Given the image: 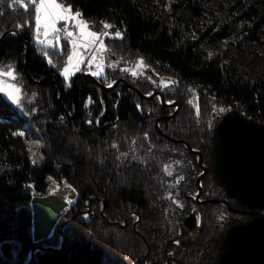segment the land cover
<instances>
[{
    "label": "trees",
    "instance_id": "trees-1",
    "mask_svg": "<svg viewBox=\"0 0 264 264\" xmlns=\"http://www.w3.org/2000/svg\"><path fill=\"white\" fill-rule=\"evenodd\" d=\"M58 2L70 6L72 12H81L87 24L113 20L119 25L120 36L108 33L95 47L100 48L102 41L103 47L115 55L110 56L113 65L105 66V75L99 76L104 84L125 77L142 92L158 89L166 100H178L181 106L175 115L167 117L177 105L163 104L159 95L143 97L124 82L106 90L80 75L73 85L75 72L67 76L61 72L73 51L70 39L61 36L54 44L41 43L32 8L26 11L12 0H0V71H14L21 101L17 104L0 92V161L11 165L0 168V264H132L134 257L142 263L148 248L155 256L165 255V260L168 251L176 248L177 223L153 221L154 211L145 212L146 231L136 222L137 215L129 213L135 204L145 205L150 193L158 201H170L177 200L178 191L183 193L185 188L181 186L191 187L195 194L199 189L198 154L185 142L171 140L163 132L189 141L202 152L203 163L210 164L212 134L225 102L233 107L241 105L251 116L259 114L264 120V74L253 76L231 52L233 47L247 49L250 45L256 57L264 61V0H158L154 9L139 0ZM184 13L204 20L193 24ZM8 29H17L20 35L9 31L2 38ZM221 41L229 42L227 53L213 50ZM120 51L142 59L146 70L133 75L134 63L124 68L121 59L125 58ZM93 69L94 64L89 65L87 60L83 70ZM3 77L0 75V81ZM163 80H169L167 86L160 83ZM198 84L199 93L194 87ZM103 110L106 114L97 121ZM159 116L161 130L155 124ZM127 124H132L131 128ZM135 124L154 127L155 132L148 135L157 142L153 146L146 142L145 149L135 150L134 141H126L129 132L132 129L134 138L146 136L140 133L148 130L138 129ZM21 130L29 135L26 141ZM37 136L44 141L41 149L45 160L34 167L28 140ZM121 143L132 147L125 155ZM150 147L156 155L153 172L135 173L143 163L134 160L135 156L142 152L149 155ZM184 153L188 161L182 179L176 170L183 168L177 159ZM95 154H110L105 163L112 169H127L128 174H89L90 155ZM166 165L171 166V176L165 171ZM48 174L60 183L65 178L78 196L62 210L51 233L35 240L31 198L50 192ZM201 183L204 195H225L211 171ZM93 190L97 197L106 198L109 206L100 209L99 204L98 213L103 219L97 222L88 211ZM232 201L238 202L235 198ZM132 233L141 234L142 246Z\"/></svg>",
    "mask_w": 264,
    "mask_h": 264
},
{
    "label": "water",
    "instance_id": "water-1",
    "mask_svg": "<svg viewBox=\"0 0 264 264\" xmlns=\"http://www.w3.org/2000/svg\"><path fill=\"white\" fill-rule=\"evenodd\" d=\"M9 31L20 35L17 29H8L2 34V38ZM81 74L91 78L106 90L112 89L118 82H124L143 97L153 98L159 95L163 104L177 105L173 112L166 115L167 117L175 115L181 106L178 100H166L164 94L158 89L148 93L142 92L125 77H119L111 84H104L100 77L90 71L79 72L73 78V85ZM53 76L58 80L56 73H53ZM58 84L61 98L62 89L59 81ZM160 119L161 116L155 119V124L159 129ZM163 133L174 141L185 142L192 152L198 154V162L202 170L196 179L199 188L195 194L197 200L220 201L236 211L249 214L247 219L227 228L212 264H264V123L247 116L238 108H231L220 116L212 134L211 169L213 175L228 197L235 198L239 205L246 206V208L231 206L229 199L225 197L200 199L203 191L201 180L209 169V166L203 163L202 152L192 147L185 139ZM72 190L74 193L72 201H68L52 190L47 194L32 196L35 240L47 237L62 216V210L68 208L76 200L78 194L74 189ZM32 256L33 254L30 259Z\"/></svg>",
    "mask_w": 264,
    "mask_h": 264
},
{
    "label": "flooded vegetation",
    "instance_id": "flooded-vegetation-1",
    "mask_svg": "<svg viewBox=\"0 0 264 264\" xmlns=\"http://www.w3.org/2000/svg\"><path fill=\"white\" fill-rule=\"evenodd\" d=\"M105 110V109H104ZM100 112V114L97 117V121H100L102 119L103 115L106 114V112ZM84 115V113H83ZM84 117H87V114L84 115ZM129 128H131L132 124H127ZM138 129L147 128L144 127L146 124H135ZM134 125V126H135ZM148 125V124H147ZM148 129V128H147ZM155 132L154 127H150L148 130L144 129L143 133H140L141 135L147 134V136L152 135L151 133ZM129 136L126 139H130L131 141H134V149L135 150H141L145 149L144 145L146 142H150L152 146L157 142V139L152 138L149 136H140L137 135L134 138L131 137L132 129L129 132ZM149 134V135H148ZM175 137V136H174ZM179 137V136H176ZM184 139V138H182ZM172 140V139H171ZM122 144L123 152L122 155H125L126 150H130L132 147H128L127 144ZM142 145V146H140ZM137 148V149H136ZM150 153L149 155L145 154V152H142L141 154L135 156L134 160H138L139 162H143L142 168L133 170L135 173H145L150 174L153 172V165L156 164V155L153 151V147H150ZM169 149L171 150V146H169ZM125 152V153H124ZM129 154V153H127ZM106 158H111L110 154H95L90 155V161H89V174H116L118 176H122L125 174H128L129 170L127 169H112L110 168L108 163H105ZM169 160V159H166ZM177 161L181 164L183 168H180L176 170L177 176L182 177L185 176V173L187 172L185 169H187V163L188 161V155L186 153L182 154ZM157 165V164H156ZM209 166V169L206 174H208L209 171H212L211 169V162L210 164H207ZM152 166V169L151 167ZM149 167V168H146ZM161 170V169H160ZM202 170V168H201ZM152 171V172H151ZM164 172L163 170H161ZM95 180L91 181V185L94 186ZM182 185V184H181ZM163 185H161V188ZM182 188H185L183 193L181 191H178L176 193L177 200H156L155 197L150 193L149 200H146L145 205H137L135 204V208L132 210L131 213H129L130 216L137 215L136 222L141 224V227L147 231V228L144 226L145 223L143 221L146 220V215L148 213H151L154 211L155 216H153V221H159V222H165V223H177L175 230H176V236H175V242L176 248L168 251V256L164 260L165 255H159L155 256L153 254V251L148 248L146 251L145 257L143 258L142 263L139 262V259L137 257L132 258V264H212L214 259L216 258L219 243L222 240L227 228L235 224L239 221L245 220L248 218L249 214L242 212V211H236L229 206H227L225 203L216 201V202H208V201H199L195 197V192H192L193 189L191 187L187 186H181ZM203 189V186H202ZM90 196V205H88V209H90L91 213V219L94 220V222L101 221L103 218L99 216L98 209L99 204H101L100 209H104L107 205L106 198L104 199L101 195V197H97V193L93 190L91 191ZM156 196V195H155ZM165 190H163L162 197L164 198ZM210 197H225L229 199L230 205L238 208H246V206L239 205L238 202H233L231 197H228L225 191V195H216V196H208L204 195L203 191L200 195V199L210 198ZM145 208V211H141L139 209ZM191 213V215H190ZM149 225V223H148ZM133 237H135L137 243L139 246L143 245V238L141 237L140 233H132ZM212 242L211 245H205L204 242ZM189 245H194L193 248L187 249ZM208 246V248H207ZM130 260V261H131ZM164 260V261H163Z\"/></svg>",
    "mask_w": 264,
    "mask_h": 264
},
{
    "label": "rangeland",
    "instance_id": "rangeland-1",
    "mask_svg": "<svg viewBox=\"0 0 264 264\" xmlns=\"http://www.w3.org/2000/svg\"><path fill=\"white\" fill-rule=\"evenodd\" d=\"M139 1H141V3L145 7L149 8V9L156 8V6L158 4V0H139ZM74 13L75 12H73V14ZM184 16L186 17L185 19L188 22H191V23L197 24V25H199L204 20V19H201V18H197V17H195V16H193L192 14H189V13H184ZM75 23H77V22L76 21H67V22L66 21H59L57 23V28L63 29L64 26H65V24H67L68 25V30L74 32V34H75L74 37L69 38V39H70L71 42H72V39H77V51L80 53L79 59L81 61H83V62L77 63L76 59H74L73 62H72V65H69L68 64V65L64 66L61 69V72L64 74L65 67H68V69H69L68 74H71L72 72H75V74H77L79 72H82V73L88 72L86 70H83V66L85 65L86 61L88 60V64L89 65L90 64H94V69L92 71L89 70L90 72H92L93 74L95 73L94 75H96L98 77L105 75L104 73L106 71V67L107 66L110 67V65H113L112 57L113 56L115 57V55H113V52H114L113 50L107 49V48L103 47L101 50L97 51L94 54V56L96 57V60L93 61L92 63H89V58L91 57V54H92L93 49H95V47L97 46L99 40L102 37H104L105 35H101L99 37V39L96 42V45H94L92 47H89L87 50H85V49H83V48L80 47L81 40L77 38L78 35H79V33H78V29L76 27H74V24ZM87 25H88L89 31H93V32H97V33L104 34V32L99 31L98 29H96V27L94 29V28L90 27L89 24H87ZM123 29L126 30L125 27H123ZM43 31H44L43 26H41V29H40L39 34L37 33L38 41H43L44 44H54L57 41L55 39V35L56 34H53L50 31L49 36L48 37H45L43 35ZM59 35H60V37L61 36H64V32L61 31L59 33ZM48 41H51V43H48ZM228 46H230L229 45V42H227V41H221V42H219V43H217V44L214 45L213 50H215V51H222V52H226L227 53L228 52L227 51V47ZM246 48L247 49H239V48L233 47L231 52L234 53L247 66V68L252 72V74H254L253 76H261V75H263L264 74V61L263 60H260L258 57H256L255 53L251 50V46L250 45H247ZM72 49H73V46H72ZM107 54H108V57H109L108 59H106L107 58ZM120 54L125 58V60L124 59H121V65H123L124 68H127L128 69V67L130 65H133V63H134V69H133V71H136L137 73H143L144 69L146 70V68L143 69L142 67L137 68V64L140 61V59L139 58L134 59L133 58V55L130 54V52L120 51ZM110 56H112V57H110ZM81 75H83V74H81ZM2 81L5 82V83H14V81L10 77H7V76H4ZM168 82H169V80H163L160 83L162 85H164V84H166ZM162 85H161V87H162ZM5 93H6V95L8 97H10L8 95V92L7 91H5ZM225 107L226 106H225V103H224L223 104V107H222L224 109V112L227 111V109H225ZM232 108H238L239 110L241 109L238 105H235L234 107L232 106ZM253 118H257V120H259L260 115L259 114H256V117H253ZM260 120H263V119L260 118ZM20 133L23 136H26L25 139H24L26 141V139L28 138L29 135L25 131H22V130L20 131ZM34 138L35 139L36 138L39 139L42 142V147H43V145H44L43 139L41 140L40 137L37 136V137H33L30 140H28V150L30 148V141L33 140ZM41 153H42V156H43L44 154L42 152V149H41ZM29 156H30L32 165H34L33 159H32V157L30 155V151H29ZM42 156H41V158H42ZM10 166L11 165L9 163L4 162V161H0V168H8ZM50 179H55L58 182V180L55 177H53V178L51 177ZM61 184L62 185H68V186L71 187V189H74L72 187V184L70 182H68L66 179L62 180ZM50 191H51V187H50ZM73 199H74V197H73Z\"/></svg>",
    "mask_w": 264,
    "mask_h": 264
},
{
    "label": "snow or ice",
    "instance_id": "snow-or-ice-1",
    "mask_svg": "<svg viewBox=\"0 0 264 264\" xmlns=\"http://www.w3.org/2000/svg\"><path fill=\"white\" fill-rule=\"evenodd\" d=\"M14 4H19L21 7L25 8L27 11L30 7L34 11V20L36 25V31L39 34L41 26H43V35L45 37H48L50 34V31L55 35V39L59 40L60 35L59 33L61 31L64 32V37L72 38L74 37V32L68 30V25L65 24L63 29L57 28V23L59 21H76L77 23L74 24V27L78 29V39L81 40L80 47L87 50L89 47L96 45L97 40L101 35H107L106 33L101 34L93 31H89L88 25L86 21H83L80 19L82 17V13L79 11H76L74 14L72 12L71 7H65L62 3L58 2V0H12ZM18 27H23V25H19ZM105 28H111L112 26L109 24H104ZM117 36H120V32H116ZM43 43V41H40ZM48 43H51V41H48ZM72 46L73 51L72 54L68 56V64L72 65V62L74 59H76L77 63L83 62L79 59L80 53L77 51V39H72ZM103 48V42L100 41V48H96V51H99ZM96 60V57L93 55L89 59V63H92ZM143 66V60L141 59L138 64L137 68H140ZM12 66H9V69H11ZM69 72L68 67H65L64 74L67 76ZM95 74V73H94ZM133 75H136V71L132 72ZM0 75H4L7 77H10L13 81H15L16 76L14 74L13 70H9L7 72L0 71ZM111 86V85H109ZM165 86H167L165 84ZM8 92V95L11 97V99L19 104L20 101V88L15 83H5L3 81H0V92ZM220 111H224V109H220ZM147 136V134H145ZM29 151H31V148H29ZM35 155V153H33ZM35 163V161H33ZM165 171L167 175L171 176V166L166 165ZM178 243V242H177Z\"/></svg>",
    "mask_w": 264,
    "mask_h": 264
},
{
    "label": "bare ground",
    "instance_id": "bare-ground-1",
    "mask_svg": "<svg viewBox=\"0 0 264 264\" xmlns=\"http://www.w3.org/2000/svg\"><path fill=\"white\" fill-rule=\"evenodd\" d=\"M238 106L241 108L240 111L242 113H244L242 110V106L241 105H238ZM259 120H260V118H259ZM41 147H42V144H41V141L39 139L34 138L33 140L30 141V148H31L30 155H31L33 161H35L34 164H38L42 159L41 158V156H42ZM33 153H35V155H33ZM51 185H52L51 190L53 192L58 193L59 195L66 198L68 201L73 200L74 193H73V190L71 189L70 186L62 185L59 181L57 182L55 179H51Z\"/></svg>",
    "mask_w": 264,
    "mask_h": 264
},
{
    "label": "built area",
    "instance_id": "built-area-1",
    "mask_svg": "<svg viewBox=\"0 0 264 264\" xmlns=\"http://www.w3.org/2000/svg\"><path fill=\"white\" fill-rule=\"evenodd\" d=\"M108 24L111 25L112 27L111 28H105L104 27V23H96V24L91 23V24H89V26L92 27V28H94V29L96 27V29H98L99 31H102V32H104L106 34L118 32V30H119L120 27H119V25H117V23L115 21L108 20ZM194 87H195L197 93H199L201 91V85H199V84L198 85H194ZM225 106H226L225 109H227V110H229V109L232 108L231 102H225ZM243 112L245 114H248L250 117L253 118V116H251L250 113H248V112H246L244 110H243ZM254 119L257 120V118H254ZM257 121L264 122V120H257ZM44 160H45V156L43 155L41 161L38 164H34L33 166L35 167V166L41 165L44 162ZM59 164H63V163H59ZM51 177L53 178L54 176L48 174V176H47V182H48L49 186L52 188L51 179H50ZM64 179L65 178H63L62 180H64Z\"/></svg>",
    "mask_w": 264,
    "mask_h": 264
}]
</instances>
